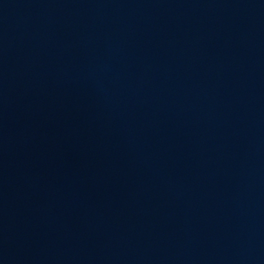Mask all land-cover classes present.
Here are the masks:
<instances>
[{"label": "water", "instance_id": "95a60500", "mask_svg": "<svg viewBox=\"0 0 264 264\" xmlns=\"http://www.w3.org/2000/svg\"><path fill=\"white\" fill-rule=\"evenodd\" d=\"M0 264H264V0H0Z\"/></svg>", "mask_w": 264, "mask_h": 264}]
</instances>
